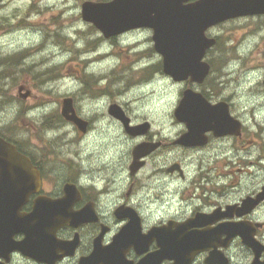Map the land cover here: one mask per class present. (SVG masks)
<instances>
[{
    "label": "flooded vegetation",
    "instance_id": "1",
    "mask_svg": "<svg viewBox=\"0 0 264 264\" xmlns=\"http://www.w3.org/2000/svg\"><path fill=\"white\" fill-rule=\"evenodd\" d=\"M191 3L192 0L187 4ZM142 31L150 33V30H136L101 39L105 43L126 45L127 39ZM144 44L146 42H136L129 44L128 48L132 51ZM109 45L106 44V49ZM98 51L99 47H88L83 55H87L88 60L96 58L92 64H102L106 68V58L102 55L106 51ZM148 51L132 52V62L136 63L142 57L151 58L153 52ZM129 69L124 67L111 72L110 68L106 69L109 71L106 74L108 84L102 95L112 98V103L99 110L98 115L82 119L76 98L71 97L69 115L86 124L85 133L62 116L61 101L55 124L49 121L51 119H45L39 126L42 137L37 136L36 129L24 132L27 138H18L17 132L0 131V140L10 145L0 149V264H142L145 258L158 252L159 247H184L186 253L181 257L186 262L191 258L190 247H206L192 244L189 237L205 231H214L218 237L208 250L192 256L188 264H206L211 247H216L218 264H264V198L254 203L263 193L264 182L247 191L241 190L235 199L223 200L240 186L231 178L242 167H250V172L255 168L264 171V145L259 147L257 157L252 161L243 158L237 163L225 160L222 165L226 174H217L216 168L210 167L211 161L204 163L197 156H217L224 148L234 152L246 150L242 143L254 145L253 139L245 140L246 135L250 133L254 138V134L234 112L231 100L218 96V91L212 89L211 77L200 85L189 81L178 83L184 86L183 90L189 88L199 92L211 105L225 103L232 119L238 122V128L231 134L217 136L212 130L203 131L188 145H180L177 140L186 131L179 127L185 124L174 116L175 108L171 114L163 110V115L158 116L152 95L150 98L144 92L129 95L133 86L154 85L159 73L163 79L173 82L172 79L162 74L159 60L148 68ZM85 77L81 76L79 82L84 84L85 93L89 94L93 84H89ZM121 81H124L122 87L113 88ZM108 88H113V91H108ZM30 97L27 90L25 100ZM91 97L96 98L97 95ZM119 117L125 119L130 127L140 126L136 134H129ZM104 118H107L109 131L116 130L114 134H118L117 153L101 155L84 147L97 122ZM66 124H70L72 130L64 129ZM44 129H60V135L74 133L73 137L65 139L73 141L77 147L67 150L68 144L60 142L58 137L46 140ZM260 129L262 132L258 133L262 135L264 128ZM123 138L136 142L127 152ZM137 146H143V149L133 162V151ZM190 154L192 158H188ZM234 164L240 165L241 169H230ZM58 166L66 169L59 179L51 175ZM123 169L127 170V178L122 175ZM248 174L247 184L255 181L256 176L254 171ZM155 180L161 183L156 185ZM141 189L145 190L144 203L138 211H133V199ZM116 190L119 191L118 199L112 195ZM149 191L153 192L152 196L147 195ZM177 194L180 200L188 203L194 198L200 199L202 206L179 215L176 214L177 209L168 208L166 215L157 216L161 205L175 200ZM246 199L253 201L242 206ZM153 204L157 207L153 208ZM205 207L208 211L204 210ZM173 227L175 231L171 230ZM238 231L251 236L262 246L261 252L256 254L247 247L239 234L226 243V234ZM167 257L169 255L161 260L158 257L148 264L182 263L180 256H175V259Z\"/></svg>",
    "mask_w": 264,
    "mask_h": 264
},
{
    "label": "rangeland",
    "instance_id": "2",
    "mask_svg": "<svg viewBox=\"0 0 264 264\" xmlns=\"http://www.w3.org/2000/svg\"><path fill=\"white\" fill-rule=\"evenodd\" d=\"M84 1L87 0H47L48 6L41 8V0H0V60H6L5 63L0 64V102L6 99H16L23 106L21 114L17 117L15 123L7 128L0 127V131L18 133L32 132L36 129L37 133H39L37 136L42 137L39 126H42L45 119H51L49 121H53V124H55L56 115L59 111V102L64 97L75 96L72 90L76 87V82L79 81L81 76H86L85 78L89 81V84H93L88 92L90 97L91 95L102 96V92L106 90V85L99 84V80L105 78L109 72L106 69L110 68V64L107 63L110 59L106 58L104 62L106 68L102 64H92L96 58L81 60L80 56L83 55L90 45L94 44V47H99L98 52L106 51L112 53L114 57H119L122 60L119 69L130 68L132 61H134V55L128 48L129 44L146 42L144 45H148V47L144 50L149 49L148 53L153 52L151 33L145 31L138 32L134 34L133 38L127 39L126 45L122 43H105L101 39L100 34L97 35V32L90 27V24L82 21L80 7ZM81 21L87 26L86 30H82L79 27V22ZM25 28L29 29L30 32H42L43 39L37 45L39 51L45 49L51 43L59 46L60 52L58 55H62L65 51H71L73 53L72 57L70 60L59 63L54 67H46L55 59V55L49 54L34 60L31 66H25L23 63L24 59L32 55L30 52L34 53L33 49L28 50L31 47L25 46L29 43L28 37L21 31ZM65 28L74 29V34L84 41V48L75 49V41L70 37L61 35V31ZM207 35L218 37L219 40V46L207 55V60L213 65V73L211 75L212 89L215 92L218 91L220 98H229L231 100L234 112L240 116L254 134V138H252L250 133L246 135L245 140H254L253 146L242 143L246 150H235L234 152L230 148H224L222 153L217 156H197L202 158L204 163L211 161L210 167H215L217 174L225 175L226 169L222 165L225 160L231 159L234 163H237L242 158L252 161L254 157H257L259 147L264 145V133L262 135L258 133L259 131L262 132L261 127L264 128V111H261V109H264V102H262V98H264V79H256L257 75H264V71H259L264 70V17L231 20L208 30ZM5 36L9 37V46L17 48L18 51L8 55L3 53L4 43L2 38ZM107 43L110 44L109 49L105 47ZM103 45H105V49H100ZM142 46L138 49H141ZM250 46L251 50H249ZM238 48L241 50V55H237ZM20 54H23V56ZM150 59L154 63L159 60L154 52ZM236 61L239 63L235 64L234 62ZM89 66H92L94 73L99 75H87L85 68ZM157 76L154 80L156 83L147 92V95H152L153 105L157 107L158 116L163 115V110L171 114L181 99L184 86L163 79L160 73ZM115 78L116 80L118 78L117 72L115 73ZM116 80L115 83H117ZM44 84H48L49 88L46 90L42 89L41 86ZM21 86L30 91L31 97L28 100H23L20 97L25 92L22 91L21 94L18 92V88ZM81 91L85 93V89ZM108 91H113V88H108ZM150 92L154 93L149 94ZM97 97L91 98L95 101ZM49 99L57 104L56 109L50 115L42 117V120L39 114L31 121L24 119L23 110L36 105L42 106ZM147 99L148 97H146ZM161 104L167 107L161 106ZM37 120L42 122L38 124ZM29 123L31 125H28ZM103 126L104 128L101 129ZM253 128L255 131H253ZM115 132L116 130L109 131L107 123L98 124L96 129L94 128L93 133L87 138L84 147L98 151L101 155L105 152L106 155L111 152L117 153L115 147H118V134H114ZM109 133L113 134L109 135ZM67 136L73 137L72 134H63L59 135L58 138L60 142L64 141V143L68 144L67 150H72L77 146L74 145L73 141L65 139ZM188 158H192L191 154ZM215 158L217 160L213 162ZM230 169H241V166L234 164ZM250 169V167L249 169L242 167L240 172L232 176L231 180L238 182L240 186L228 193L224 197V201L237 198L250 179L248 173H253L254 171L256 184L260 182L258 177L262 176L264 171L255 168L250 172ZM222 179L225 180L223 177Z\"/></svg>",
    "mask_w": 264,
    "mask_h": 264
},
{
    "label": "water",
    "instance_id": "3",
    "mask_svg": "<svg viewBox=\"0 0 264 264\" xmlns=\"http://www.w3.org/2000/svg\"><path fill=\"white\" fill-rule=\"evenodd\" d=\"M187 1L189 0H113L112 3L86 1L81 5V17L84 22L91 23L99 30L104 38L135 29H150L154 51L162 59L163 73L175 82L189 79L192 83L201 84L210 71L204 57L216 44L215 39L206 37V31L228 20L264 15V0H199L196 4L184 5ZM71 104V99H64L61 114L66 120L73 122L81 132H85L86 124L72 114L69 115ZM174 115L189 129V132L177 141L181 145H188L203 131L212 130L215 135L224 136L238 128V122L230 117L225 103L212 106L201 94L190 89L182 93ZM127 129L131 134H135V128ZM9 147L10 145L0 140V149ZM142 149L143 146L135 149L133 153L135 160L139 158ZM263 198L264 188L254 203ZM251 201L253 200H244L242 206L248 205ZM238 234L247 247L253 249L256 254L261 252L262 246L251 236L240 231L226 234V240L230 241ZM216 236L214 231L191 235L189 238L192 244L206 246L190 247L191 258L200 251L208 250L210 248L208 246L218 237ZM159 248L158 252L145 258L142 264H148L158 257L161 260L167 255L168 259L180 256L182 261L180 264H188L191 260L187 258L184 262L185 259L181 257L186 253L184 247ZM211 248L206 264H218L216 247Z\"/></svg>",
    "mask_w": 264,
    "mask_h": 264
},
{
    "label": "clouds",
    "instance_id": "4",
    "mask_svg": "<svg viewBox=\"0 0 264 264\" xmlns=\"http://www.w3.org/2000/svg\"><path fill=\"white\" fill-rule=\"evenodd\" d=\"M108 2L112 3L113 0H108ZM192 2H193V4H196L199 2V0H192ZM46 6H48L47 0H41L40 7L43 8ZM79 27L82 30H86L87 26L81 21V22H79ZM21 31L29 39V43L27 45H25L26 47H35V46L39 45V43L43 39V34L40 31L30 32L29 29H27V28L22 29ZM61 35H65L67 37H70L73 41H75V44H74L75 49L79 50V49L84 48V41L82 39L78 38L74 34V29L65 28L61 31ZM97 35H99V33H97ZM2 39H3V43H4L3 53L5 55L11 54L14 51H18L17 48L9 46L10 45L9 37L5 36ZM147 47H148V45H144V46H142L141 49H133L132 52L135 53L137 51H142V50L146 49ZM249 50H251V46L249 47ZM59 52H60V48L58 45H53V44L49 43L45 49H43L39 52H36L29 57H26L24 59L23 63L25 64V66H31V64L34 60H38L43 56L53 54V55H55V59L52 60L51 63L46 65V67H54L59 63H63L65 61L70 60V58L73 55V53L71 51H65L62 55H58ZM237 55H241V50L239 48L237 49ZM88 58L89 57L87 55H81L80 56L81 60H85ZM107 63L110 64V70H109L110 72L111 71H117V70H119V68L122 64V60L119 57H113L112 59L107 61ZM152 63H153L152 59L142 57L136 63H133L131 65L129 71H136L138 68H148L152 65ZM234 63L238 64L239 62L236 61ZM259 71H264V70H259ZM85 73L89 74V75H99V74L94 73L92 66L86 67ZM256 79L257 80L264 79V75H257ZM99 83L101 85H107L108 84V78L105 77L103 79H100ZM123 83H124V81H121L118 84H114L113 88L122 87ZM152 86L153 85L151 83H148L144 86H133L129 95H135L137 92L147 93ZM41 87H42V89L46 90L49 88V85L44 84ZM82 89H84V84L82 82L77 81L76 87L72 90V93L76 96L77 106L79 108L80 116L82 119H89L94 114L98 115L99 110H102L108 104L112 103V98H110L108 95H102V96L98 97L95 101H93L92 98L89 96V94L81 91ZM120 99H127V97H121ZM262 102H264V98H262ZM22 107L23 106L21 105V103H19L16 99H11V100L6 99L3 102H0V127L7 128L10 125L14 124L17 117L20 116V114H21ZM56 107H57V104L55 103V101L49 99L42 106L36 105L34 107H28L25 110H23V117H24V119L31 121L37 116V114H39L40 117L42 118L44 116L50 115L52 113V111L54 109H56ZM261 111H264V109H261ZM36 122L39 124L42 121L37 120ZM101 122L107 123L108 122L107 118H104L102 121H98L97 124H99ZM169 123H171V121H169ZM63 127H64V129L71 130L70 124H66ZM179 127L184 128V130L186 132H189L188 127H185V125L181 124V125H179ZM253 131H255L254 128H253ZM43 135H44V138L46 140H49V141L54 140L60 135V129H44ZM73 135H74V133H73ZM17 137L18 138H21V137L27 138V133L18 132ZM123 139L125 140V150L127 152L132 148V146L136 142L135 141H127L126 138H123ZM65 173H66V169L63 166H58L51 173V175L53 177L59 179L61 177V175L65 174ZM122 175L125 178H127V170L126 169L122 170ZM258 179L260 182H264V176H260V177H258ZM160 183H161L160 180H155L156 185H159ZM255 186H256V183H255V181H253L252 183L247 184V186L244 188V190L247 191V190H249ZM181 187L183 188L184 186L182 185ZM155 190H159V189H155ZM112 195L117 197V199H118L119 198V191L118 190L114 191L112 193ZM147 195L152 196L153 192L149 191V192H147ZM144 196H145V190L141 189L139 191L138 195L133 199V204H132L133 211H138L139 208L142 206V204L144 203V200L142 198ZM201 206H202V201L200 199L194 198L191 201V203H188V202L180 200L179 194H177L175 200H168L167 202L163 203L161 205V211L156 213V215L157 216L166 215L167 214L166 210L168 208L177 209L178 211L176 212V214L179 215V214L183 213L185 210L191 211V210H193L197 207H201ZM152 207L156 208L157 205L153 204ZM204 210L208 211V208L205 207ZM141 214L145 215V216L147 215V213H141ZM174 225H176V224H174ZM180 225H183V224H180ZM171 230L175 231V228L173 227ZM188 231H190V229H188Z\"/></svg>",
    "mask_w": 264,
    "mask_h": 264
},
{
    "label": "bare ground",
    "instance_id": "5",
    "mask_svg": "<svg viewBox=\"0 0 264 264\" xmlns=\"http://www.w3.org/2000/svg\"><path fill=\"white\" fill-rule=\"evenodd\" d=\"M29 49H33V51H34V53H36V52H38L39 51V49H38V47L36 46V48L35 47H31V48H28V50ZM30 51V50H29ZM31 54H34V53H32V52H30ZM103 56H104V58H108V59H111L112 57H113V54L112 53H110V52H105L104 54H102ZM28 125H31V123H29Z\"/></svg>",
    "mask_w": 264,
    "mask_h": 264
},
{
    "label": "trees",
    "instance_id": "6",
    "mask_svg": "<svg viewBox=\"0 0 264 264\" xmlns=\"http://www.w3.org/2000/svg\"><path fill=\"white\" fill-rule=\"evenodd\" d=\"M5 62H6V60H0V64H3Z\"/></svg>",
    "mask_w": 264,
    "mask_h": 264
}]
</instances>
